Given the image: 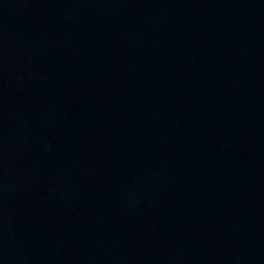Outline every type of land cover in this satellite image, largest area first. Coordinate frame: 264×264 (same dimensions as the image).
I'll use <instances>...</instances> for the list:
<instances>
[{
  "label": "water",
  "instance_id": "1",
  "mask_svg": "<svg viewBox=\"0 0 264 264\" xmlns=\"http://www.w3.org/2000/svg\"><path fill=\"white\" fill-rule=\"evenodd\" d=\"M0 264H264V0H0Z\"/></svg>",
  "mask_w": 264,
  "mask_h": 264
}]
</instances>
